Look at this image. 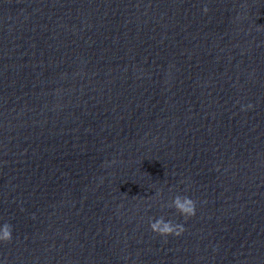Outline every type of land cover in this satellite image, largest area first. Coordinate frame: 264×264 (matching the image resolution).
I'll return each instance as SVG.
<instances>
[{"label": "clouds", "instance_id": "9594fccd", "mask_svg": "<svg viewBox=\"0 0 264 264\" xmlns=\"http://www.w3.org/2000/svg\"><path fill=\"white\" fill-rule=\"evenodd\" d=\"M202 11L206 14L209 9L204 6ZM251 104L242 107V110H247L252 108ZM159 195V193H157ZM167 207L175 208V210L183 216L185 219L192 217L196 214V202L189 198L188 196L176 195L170 203L166 205ZM150 228L154 233L160 236L167 237L169 235L180 236L185 231L182 224L173 223L171 220H165L163 216L150 221ZM12 240V226L11 224L5 222L0 226V242H11Z\"/></svg>", "mask_w": 264, "mask_h": 264}]
</instances>
